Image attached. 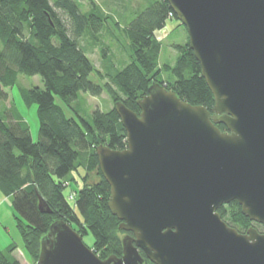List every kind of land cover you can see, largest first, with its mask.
I'll use <instances>...</instances> for the list:
<instances>
[{"label":"water","instance_id":"1","mask_svg":"<svg viewBox=\"0 0 264 264\" xmlns=\"http://www.w3.org/2000/svg\"><path fill=\"white\" fill-rule=\"evenodd\" d=\"M168 2L215 104L193 105L159 82L138 100L140 113L116 102L127 147L96 152L128 232L123 254L101 258L59 220L37 264H143V253L155 264H264V231L240 232L219 212L238 201L264 227V0ZM39 206L53 212L42 198Z\"/></svg>","mask_w":264,"mask_h":264},{"label":"trees","instance_id":"2","mask_svg":"<svg viewBox=\"0 0 264 264\" xmlns=\"http://www.w3.org/2000/svg\"><path fill=\"white\" fill-rule=\"evenodd\" d=\"M84 1L90 4L87 11L82 9ZM125 2L108 0L106 4L113 3L122 11L129 9ZM169 20L178 19L168 0L152 2L124 25L96 0H0V99H9L6 88L16 85L21 74L39 75L44 82V87H21L25 103L38 105L37 141L15 106H7L6 115L0 116V190L11 197L33 264H37L42 239L59 220L83 237L91 233V248L101 258L122 256L128 232L120 228L121 220L109 207L111 187L96 152L100 144L117 150L127 147V131L115 110L116 102L123 101L140 113L138 100L159 82L193 105L214 106V95L189 39L175 45L179 55L174 65L161 66L162 43L155 31L164 29ZM112 25L122 29L131 54L121 67L112 61L110 68L102 70L89 56L90 41L100 44L105 29L114 37ZM178 26L184 25L179 21ZM109 49L101 46L103 57ZM163 72L169 74L168 79ZM93 75L98 82L91 79ZM104 90L112 96L114 107L88 112L83 95L97 97ZM219 127L227 129L224 124ZM74 171L82 187L71 199L65 191ZM40 198L52 213L41 211ZM219 212L240 232L255 226L264 230L243 214L238 201L220 207ZM16 248L13 243L0 251V264H22L13 255ZM143 255V264H155Z\"/></svg>","mask_w":264,"mask_h":264},{"label":"rangeland","instance_id":"3","mask_svg":"<svg viewBox=\"0 0 264 264\" xmlns=\"http://www.w3.org/2000/svg\"><path fill=\"white\" fill-rule=\"evenodd\" d=\"M104 10L110 12L113 14V16L122 24H128L131 20H133L139 12L144 10L146 7H148L152 2L156 0H126L125 4L128 6L129 9H121L122 12L116 6H113L114 4L111 3L110 5H107L106 0H96ZM111 6V7H110ZM82 9L84 11H87L90 9V4L87 1H84L82 3ZM178 20H169L167 26L162 30L155 31V35L157 39L162 43V52L160 57V64L161 66L164 64H170L174 65L179 53L177 48L175 47L176 44H185L188 39L189 35L187 33V30L184 26H178ZM113 29V36L109 34V31L105 29L102 33L103 40L102 42H99L100 44H94L92 43V40L90 41V52L89 56L91 60L94 62L96 67L107 70L108 67L110 68L112 65V61L115 63L116 66L121 67L124 63L122 60H128L129 61V55L131 54L130 48L128 46V42L126 41V38L124 36V33L122 29L118 26H111ZM120 44L121 50L117 44V41ZM86 43V40H85ZM110 47L109 51L106 55L107 57H103L101 53V46ZM128 58H126V56ZM164 78L168 79V73L163 72ZM91 79L94 82H98L97 76L93 75L91 76ZM33 87V86H40L44 87V82L41 76H27V75H20L19 81L11 88H8L9 92V100L6 99H0V116H5L7 111V106L9 104L15 106L21 114L26 118V120L29 122L31 126V131L35 135V141L38 140V133H39V118H38V105L32 104L31 106L27 105L23 99V96L21 94V87ZM84 96V103L85 108L88 112H93L95 109L99 108L103 111L108 110L109 108L114 107V100L112 96L104 90L101 96H92L89 93H86ZM69 113V112H68ZM81 173H84L83 169H80ZM73 177H75L77 180H74ZM70 183L65 191L66 195L71 194L72 192L79 191L82 187V180L79 177L77 172H72L69 176ZM0 193H2L0 191ZM6 221L4 222L3 219H0V229L3 232H0V250L6 249L7 246H9L12 243H15L18 247L15 254L24 262L32 264V259L27 253L25 246H24V240L22 237V234L17 227V219L15 217H11L7 215ZM257 229L260 230V227L255 226ZM261 231V230H260ZM4 233L7 235V240L4 238ZM83 240L86 245L89 247H92L94 244V237L91 233L85 234L83 237Z\"/></svg>","mask_w":264,"mask_h":264},{"label":"crops","instance_id":"4","mask_svg":"<svg viewBox=\"0 0 264 264\" xmlns=\"http://www.w3.org/2000/svg\"><path fill=\"white\" fill-rule=\"evenodd\" d=\"M18 81H19V79H18ZM8 88H6V91L8 92V90H7ZM9 93V92H8ZM9 100V99H8ZM9 106H12V102H11V104H9ZM33 137H34V139H35V135H34V133H33ZM1 191V190H0ZM2 192V191H1ZM7 215H8V217L9 216H11L12 218L13 217H15L16 216V214H15V210H14V207H13V205H12V201H11V197H9V196H6L3 192L2 193H0V219H3V221L5 222L6 220V217H7ZM0 232H2L1 231V229H0ZM3 233V232H2ZM4 238H6V240H7V235L4 233ZM13 244V243H12ZM12 244H10V245H12ZM9 245V246H10ZM9 246H7V247H9ZM17 249H18V247L16 248V250L13 252V255L22 263V264H29V263H24L16 254H15V252L17 251ZM2 250H5V249H2ZM2 250H0V251H2ZM33 264V263H32Z\"/></svg>","mask_w":264,"mask_h":264},{"label":"built area","instance_id":"5","mask_svg":"<svg viewBox=\"0 0 264 264\" xmlns=\"http://www.w3.org/2000/svg\"><path fill=\"white\" fill-rule=\"evenodd\" d=\"M74 196H75V192H72V193L70 194V198L73 199Z\"/></svg>","mask_w":264,"mask_h":264},{"label":"flooded vegetation","instance_id":"6","mask_svg":"<svg viewBox=\"0 0 264 264\" xmlns=\"http://www.w3.org/2000/svg\"><path fill=\"white\" fill-rule=\"evenodd\" d=\"M256 223V222H255ZM261 225V224H260ZM264 231V230H263Z\"/></svg>","mask_w":264,"mask_h":264}]
</instances>
